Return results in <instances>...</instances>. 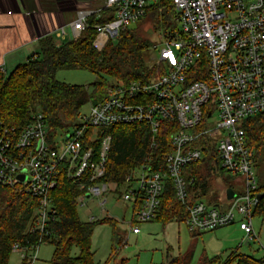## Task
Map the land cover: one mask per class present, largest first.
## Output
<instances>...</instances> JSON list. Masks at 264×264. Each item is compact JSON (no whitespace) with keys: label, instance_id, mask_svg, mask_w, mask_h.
<instances>
[{"label":"built area","instance_id":"built-area-1","mask_svg":"<svg viewBox=\"0 0 264 264\" xmlns=\"http://www.w3.org/2000/svg\"><path fill=\"white\" fill-rule=\"evenodd\" d=\"M163 1L167 0H92L54 35L60 40L68 36L78 40L95 18L105 21L93 27L97 39L116 40L122 31L143 20L149 7ZM170 3L177 28L153 45L159 51L156 64L166 68L160 77L115 84L106 100L92 105L88 115L80 114L78 125L65 132L52 134L41 113L34 114L21 131L0 129V186L38 201L30 233L38 234L39 241L31 248L20 243L12 248L22 263L35 264L40 246L50 237L49 226L57 213L52 193L63 174L81 192L80 206L98 200L105 211L110 194L133 204L129 225L134 235L140 233L141 224L157 219L169 180L187 211L185 224L191 235L238 225L247 245L260 244V260L264 261V246L253 222L261 200L259 180L242 127L245 120L264 114V0ZM0 73L7 76L3 65ZM197 76L201 79L195 80ZM216 113L218 119L210 128L208 123ZM163 122L173 124L168 128L173 150L164 159V171L155 170L149 155L122 184L105 181L113 141L110 130L145 124L151 130L150 149L154 150ZM214 131L221 136L212 142ZM205 153L227 176L243 178L242 194L235 193L234 198L214 206L199 198L191 201L184 172L202 162ZM97 220L90 218V222Z\"/></svg>","mask_w":264,"mask_h":264},{"label":"trees","instance_id":"trees-1","mask_svg":"<svg viewBox=\"0 0 264 264\" xmlns=\"http://www.w3.org/2000/svg\"><path fill=\"white\" fill-rule=\"evenodd\" d=\"M170 11L174 18V7L170 0L149 7L143 20L122 31L118 39L109 40L102 49L96 45L97 32L93 27L105 21L95 18L89 21L90 28L78 40L58 43L53 36L41 39L36 56L17 66L8 76L0 73V129L21 131L31 123L34 114L41 113L52 134L65 132L78 125L81 110L86 104L95 105L106 100L115 84L149 82L160 77L165 68L159 64L150 65L146 54L153 44L139 36L136 28L150 17L157 20L160 29H176L175 23L171 25L173 18ZM62 70L87 71L94 74L97 80L89 86L65 84L56 79L57 73ZM194 79L201 78L197 76ZM172 125L169 122L161 124L154 150L150 149L151 130L145 124L111 129L113 141L105 181L122 184L127 174L140 167L149 155L155 170L164 171V159L173 150L171 131L168 130ZM242 127L258 169V191L264 195V114L245 120ZM200 170L201 162L184 172L192 202L200 197L207 186L206 180L200 178ZM193 179L195 182L191 185ZM80 194L64 174L52 193L57 213L49 226L50 237L45 240L54 246L51 260L54 264H95L92 238L100 225L109 224L114 228L111 260L120 253L118 248L125 246V239L118 232L113 219L81 221L77 209ZM37 208L38 201L33 197L0 186V264H10L14 244L31 248L39 241L38 234L30 233L35 224ZM254 216H264V196ZM187 218V211L178 202L173 184L168 180L160 212L154 222L167 226L173 222L185 223ZM115 264H125V259ZM224 264H264V261L234 253Z\"/></svg>","mask_w":264,"mask_h":264},{"label":"rangeland","instance_id":"rangeland-1","mask_svg":"<svg viewBox=\"0 0 264 264\" xmlns=\"http://www.w3.org/2000/svg\"><path fill=\"white\" fill-rule=\"evenodd\" d=\"M170 14L173 18L172 11ZM173 23L177 24L175 15L171 19V25ZM173 30H175L173 27L168 30L160 29L157 20L150 17L136 28L139 36L150 41L153 45L160 42L164 36ZM179 30L181 31V28ZM54 38L58 43L71 40L69 36L66 40L57 39L55 35ZM107 42L106 39L96 40L97 44L102 45L107 44ZM158 53V49L154 50L153 46L147 52L146 56L150 65L156 64L155 56ZM7 73L10 74V72ZM56 79L65 84L89 86L97 80V77L87 71L62 70L57 73ZM91 107V103L86 104L81 110V114L83 116L88 115ZM204 111L206 114L209 112L207 108ZM217 119L218 114L216 113L214 120L208 123L210 128L214 127ZM220 136L219 131H214L211 132L210 138L213 142ZM212 142L211 145L214 144ZM210 160V154L205 153L201 162L200 178L206 180L207 186L201 192V202L209 206L218 204L221 199L220 195H223L225 191L223 186H226L227 189H233L238 194L245 191V181L242 177L227 176L223 169L212 166ZM256 172L259 179L258 169ZM107 199L105 211L99 207L98 200L88 201L87 207L77 203L78 214L82 222H89L92 216L99 220L113 219L117 223L118 232L125 239V246L119 247L120 253L116 259L111 260L114 228L109 224L98 226L92 238V254L95 264H115V262L120 263L123 259H125V264H224L234 253L256 260L263 257V250L259 243L245 245V235L240 231L238 225L193 237L185 223L173 222L163 226L159 222H151L141 224L139 227L140 234L134 235L131 233L129 225L134 214L133 204L123 202L118 195L114 194L108 195ZM253 222L259 234L261 245L264 246V216H255ZM53 253L54 246L51 243H44L39 248L35 264H54L51 262ZM10 264H22L19 253L12 254Z\"/></svg>","mask_w":264,"mask_h":264},{"label":"crops","instance_id":"crops-1","mask_svg":"<svg viewBox=\"0 0 264 264\" xmlns=\"http://www.w3.org/2000/svg\"><path fill=\"white\" fill-rule=\"evenodd\" d=\"M91 1L0 0V65L11 73L17 66L36 56L39 41L48 36L54 37V31L68 26L75 20L76 12L88 6ZM223 187L225 191L220 195L218 204L230 200L227 197L229 189Z\"/></svg>","mask_w":264,"mask_h":264},{"label":"water","instance_id":"water-1","mask_svg":"<svg viewBox=\"0 0 264 264\" xmlns=\"http://www.w3.org/2000/svg\"><path fill=\"white\" fill-rule=\"evenodd\" d=\"M234 196H235L234 192H233L231 189H229V190L227 191V197H228V199H232V198H234ZM263 196H264V195H260V196H259L260 199H261ZM246 245H247V243H246Z\"/></svg>","mask_w":264,"mask_h":264}]
</instances>
